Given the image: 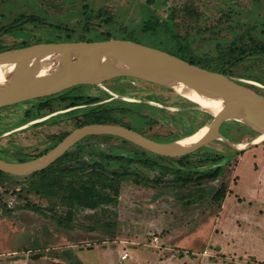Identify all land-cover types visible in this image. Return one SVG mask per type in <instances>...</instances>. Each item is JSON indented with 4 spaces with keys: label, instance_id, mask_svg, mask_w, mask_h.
<instances>
[{
    "label": "rangeland",
    "instance_id": "obj_1",
    "mask_svg": "<svg viewBox=\"0 0 264 264\" xmlns=\"http://www.w3.org/2000/svg\"><path fill=\"white\" fill-rule=\"evenodd\" d=\"M22 14L39 20L17 22ZM116 37L222 70L264 94V0H0V52ZM75 96L97 100L72 105ZM92 116L167 142L210 126L215 114L171 87L120 76L1 108L0 157L36 160ZM261 133L231 119L223 137L182 157L90 135L45 170L0 173V264H264V146L233 145ZM123 155L134 177L101 188L99 163L112 175ZM217 167L216 179H196ZM101 193L113 200L84 205Z\"/></svg>",
    "mask_w": 264,
    "mask_h": 264
},
{
    "label": "water",
    "instance_id": "obj_2",
    "mask_svg": "<svg viewBox=\"0 0 264 264\" xmlns=\"http://www.w3.org/2000/svg\"><path fill=\"white\" fill-rule=\"evenodd\" d=\"M52 56L61 57L68 68L33 77L28 75L25 67L35 59ZM114 57L119 58L133 71V77L168 87L188 83L200 94L221 99L222 106L215 114L207 132L193 144L179 147L175 145L174 140H155L128 126L93 122L74 129L54 148L36 160L15 162L0 157V170L13 175H32L53 164L80 140L97 134L119 136L163 156L182 157L223 137L225 123L234 119L240 111L247 112L252 126L264 133L262 92L228 74L194 64L169 51L120 37L40 42L1 51L0 64H15L16 72L12 77L10 90L0 93V109L51 96L76 86L93 85Z\"/></svg>",
    "mask_w": 264,
    "mask_h": 264
},
{
    "label": "bare ground",
    "instance_id": "obj_3",
    "mask_svg": "<svg viewBox=\"0 0 264 264\" xmlns=\"http://www.w3.org/2000/svg\"><path fill=\"white\" fill-rule=\"evenodd\" d=\"M90 60L91 58L89 59V61ZM64 68H68V66L62 62L61 57L59 56L35 59L30 65L25 67V69L28 72V75L31 77ZM15 72H16L15 64H0V93H7L10 90L12 83L11 80ZM123 74L135 76L133 71L125 63H123L119 58L114 57L108 63L103 73L99 75V77L96 79L94 83L102 84L111 79L120 77ZM171 88L175 89L184 97L201 104L203 107L212 110L214 114L218 113L222 106L221 99L209 95L200 94L195 89H193L192 86L188 83H179L177 85L172 86ZM234 119H238L240 121H244L250 125H253L252 120L247 112H243V111L238 112L234 117ZM208 129L209 126H202L199 129L197 128V130L193 131L191 134L175 139L174 140L175 145L179 147L189 146L193 144L195 141H197L200 137H202L207 132ZM262 142H264V133L257 135L250 142H246V143L236 142L233 145L237 149H243L245 146L256 145Z\"/></svg>",
    "mask_w": 264,
    "mask_h": 264
},
{
    "label": "trees",
    "instance_id": "obj_4",
    "mask_svg": "<svg viewBox=\"0 0 264 264\" xmlns=\"http://www.w3.org/2000/svg\"><path fill=\"white\" fill-rule=\"evenodd\" d=\"M37 20H39V18L36 17V16H28L26 14H22L17 19V22H21V21H24V23L25 22H36ZM157 20L158 21H156V22H154L152 24H148L149 29L156 30L158 25H160V20L159 19H157ZM150 21H148L147 23H150ZM14 28H15V26H12L10 24L9 26L4 27V30H6V32H12ZM167 28L168 27H166V29ZM24 46H28V43H25L22 47H24ZM178 55L183 57V58H185V59H187L188 61H191L194 64L201 65L200 63H197V62L193 61L190 58H187V57H185L183 55H180V54H178ZM201 66H203V65H201ZM203 67H205V66H203ZM215 71H219V72L227 74L226 72H224L222 70H215ZM47 97H49V96H47ZM47 97H45V98H47ZM73 99L75 101H72V105H75L78 101L79 102L85 101V103H91V102L97 100L96 97H85L84 98L83 96H75V97H73ZM93 122H104V123H106V120L101 118L100 116H92V117L89 118L88 122L85 123V124L93 123ZM114 124H116V123H114ZM68 155H69V153L66 152L62 158L67 157ZM71 158L74 159L75 156L71 155ZM118 160L120 161L121 165L123 166V169L121 171H114L112 173V175H108L106 170H105L104 165L102 163H99V166L103 168V171L97 175L98 176V182L102 184L101 188L107 187V186L115 187V185L118 184L120 181H122L124 179H131V178L134 177L135 174L131 171L130 166H129V165L132 164L133 161L131 159H129L128 157L124 156V155L123 156H119ZM0 173H4V172L0 170ZM219 174H220V168L217 167V169H215V170H212V171L209 170V171L203 172L196 179H208V178L216 179L217 177H219ZM158 180L159 179H152V180L151 179H144V181H145V183L147 185L151 184L152 181H158ZM222 195L223 196L225 195L224 192H223ZM112 200H113V197L107 198V193H101V194L98 195L97 198L92 197V196L87 197L86 200H85V204L84 205L86 207H88V208L96 209L101 204H103V202L112 201ZM1 203H2V201L0 200V204ZM49 264H68V263L61 262V261H53V262H51ZM77 264H84V263L80 261Z\"/></svg>",
    "mask_w": 264,
    "mask_h": 264
},
{
    "label": "built area",
    "instance_id": "obj_5",
    "mask_svg": "<svg viewBox=\"0 0 264 264\" xmlns=\"http://www.w3.org/2000/svg\"><path fill=\"white\" fill-rule=\"evenodd\" d=\"M128 256H129L128 252H124L123 255H122V258L126 259Z\"/></svg>",
    "mask_w": 264,
    "mask_h": 264
},
{
    "label": "crops",
    "instance_id": "obj_6",
    "mask_svg": "<svg viewBox=\"0 0 264 264\" xmlns=\"http://www.w3.org/2000/svg\"><path fill=\"white\" fill-rule=\"evenodd\" d=\"M255 146H257V145H254V147ZM258 146H264V142H262V143H260V145H258ZM249 150V149H248ZM130 256H128L126 259H128ZM185 257V255L182 257V258H184Z\"/></svg>",
    "mask_w": 264,
    "mask_h": 264
}]
</instances>
